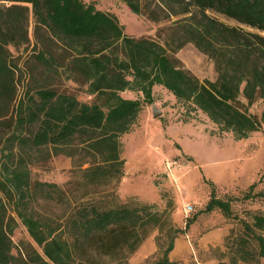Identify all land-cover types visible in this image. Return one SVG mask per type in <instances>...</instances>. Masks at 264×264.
<instances>
[{
	"label": "trees",
	"instance_id": "16d2710c",
	"mask_svg": "<svg viewBox=\"0 0 264 264\" xmlns=\"http://www.w3.org/2000/svg\"><path fill=\"white\" fill-rule=\"evenodd\" d=\"M4 1L13 3H0V264H83L78 261L88 256L89 247L109 256L137 249L141 242L137 229L156 220L149 206L101 209L83 202L68 229L51 227L20 209L32 191V181L27 164L21 158L15 159L16 150L26 147H51L55 154L73 155L72 148L80 141L87 146V154L102 161L87 169L89 178L112 174L119 180L124 164L119 139L131 131L143 104L138 99L124 98L122 92H140L144 102L153 103L154 87L162 86L179 103L202 111L238 139L264 126V110L258 118L239 106L241 96L248 104L257 99L264 102V37L227 26L207 13L217 12L264 32V0H159L166 17L186 15L179 22L180 42L171 48L150 38L127 35L116 16L99 10L93 2ZM124 1L134 13H141L138 0ZM149 15L158 20L154 12ZM31 16L35 19L37 44L43 46L37 62L49 68L55 66L49 41L63 45L73 54L68 64L70 72L88 84L95 102L82 103L73 95L46 86L17 99L19 66L11 48L30 43ZM187 43L214 61L216 81L200 80L177 56ZM15 104L13 123L10 116ZM263 181L264 173L258 183ZM258 183L249 187L245 200L264 201V191L255 192ZM43 185L59 191L57 185ZM3 194L17 197V213L38 249L30 244L14 254L12 234L16 222L8 216ZM215 210L233 216L232 202L213 192L205 211ZM244 223L246 237L239 256L246 261L254 258L247 249L254 239L264 258V236L258 234L264 231V215L256 213L253 222ZM176 235L171 236L156 264H173L169 254Z\"/></svg>",
	"mask_w": 264,
	"mask_h": 264
},
{
	"label": "rangeland",
	"instance_id": "374dc122",
	"mask_svg": "<svg viewBox=\"0 0 264 264\" xmlns=\"http://www.w3.org/2000/svg\"><path fill=\"white\" fill-rule=\"evenodd\" d=\"M83 1L93 2L99 10L116 16L127 35L150 38L168 48L180 42L179 22L186 15L166 17L159 0H138L140 14L134 13L124 0ZM0 3L13 2L0 0ZM151 11L158 20L151 19ZM207 13L227 26L264 37V32L220 13ZM34 30L35 19L31 16L30 43L19 49L11 48L19 66L17 99L20 101L27 92L33 94L40 86H46L73 95L82 103L95 102L88 84L70 72L68 64L73 54L63 45L49 41L50 55L57 61L55 66L49 68L37 62L43 46L37 44ZM177 56L200 80L216 81L214 61L194 44L187 43ZM153 94V103H146L140 92L121 93L124 98L138 99L143 104L131 131L119 139L124 161L119 180L112 174L91 180L87 169L101 165L102 161L87 154V146L80 141L74 144L73 155L55 154L51 147L16 150L15 159L21 158L27 164L32 181V191L20 209L51 227L68 229L83 202L101 209L150 207L156 220L137 229L141 242L135 251L125 249L109 256L89 247L88 256L78 261L83 264H156L175 233L174 249L169 254L173 264H264L259 242L254 239L247 245L254 258L246 261L239 256L246 237L244 222H253L256 213L264 215V201L244 199L249 187L258 183L264 173V126L238 139L233 132L219 128L202 111L179 103L162 86L154 87ZM239 106L258 118L264 110L262 99L248 104L241 96ZM154 107L162 112L157 118ZM16 108L17 104L10 116L13 123ZM43 184L57 185L59 191ZM260 191H264V181L255 189ZM213 192L218 198L232 202L233 216L228 217L220 210L205 211ZM3 197L8 216L16 222L12 234L14 254L18 255L30 244L38 249L17 213V197L4 194ZM188 206H192V211H187ZM258 234L264 236V231Z\"/></svg>",
	"mask_w": 264,
	"mask_h": 264
},
{
	"label": "water",
	"instance_id": "95a60500",
	"mask_svg": "<svg viewBox=\"0 0 264 264\" xmlns=\"http://www.w3.org/2000/svg\"><path fill=\"white\" fill-rule=\"evenodd\" d=\"M153 114H154V117L157 118L158 116H160L162 114V112L157 107H154L153 108Z\"/></svg>",
	"mask_w": 264,
	"mask_h": 264
},
{
	"label": "built area",
	"instance_id": "2783aa9c",
	"mask_svg": "<svg viewBox=\"0 0 264 264\" xmlns=\"http://www.w3.org/2000/svg\"><path fill=\"white\" fill-rule=\"evenodd\" d=\"M192 209H193L192 206L187 207V211H192Z\"/></svg>",
	"mask_w": 264,
	"mask_h": 264
}]
</instances>
